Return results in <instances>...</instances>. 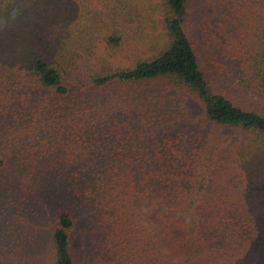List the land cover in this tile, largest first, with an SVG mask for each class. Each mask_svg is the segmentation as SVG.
Masks as SVG:
<instances>
[{
  "label": "trees",
  "instance_id": "trees-1",
  "mask_svg": "<svg viewBox=\"0 0 264 264\" xmlns=\"http://www.w3.org/2000/svg\"><path fill=\"white\" fill-rule=\"evenodd\" d=\"M237 71L264 99V0H0L1 198L56 222L0 264H264V105Z\"/></svg>",
  "mask_w": 264,
  "mask_h": 264
},
{
  "label": "rangeland",
  "instance_id": "rangeland-1",
  "mask_svg": "<svg viewBox=\"0 0 264 264\" xmlns=\"http://www.w3.org/2000/svg\"><path fill=\"white\" fill-rule=\"evenodd\" d=\"M157 1V0H155ZM128 46V45H125ZM97 54L94 56V59H99L100 57L104 56L109 58L111 61L117 62V63H124L127 61L126 53L127 50H121L118 51L117 53L111 54L108 53L106 49V45L104 43L100 44L99 47L96 49ZM211 51V50H210ZM215 52L219 55L220 58H222L225 62H230V60L224 56L219 49H215ZM98 57V58H97ZM240 71H237V77H235L232 82L235 85V91L237 93V99L244 105L248 107H257L258 105H264V99L259 98L255 94L248 92L247 90L244 89V87L237 85L239 81V73ZM187 104L189 105L191 111L193 113H200L202 111L201 105L199 102H197L195 99L192 98H187L186 99ZM0 186L3 187L4 189L11 190L13 185L9 179H5L3 176L0 175ZM8 193V192H6ZM3 193L0 190V241L2 240V237L8 232L10 234H14L15 230L18 227H26L28 228L27 230H30L29 228H32L34 225V222H41L42 226H40L41 237L45 239V236H48V228L44 229L45 223L47 221L48 226L50 225H55V217L52 212V209L49 208L48 206H44L46 209L45 212V220H41L38 216V218H35L33 215H31L33 212H35V207L33 208L28 205V203H23L22 207H18L17 203H19L18 196H15V193L13 191L9 192L6 194L4 198H9V199H4L1 198L3 196ZM13 199H15L17 202L13 203ZM12 201V203L10 202ZM21 208V210L19 209ZM25 221V222H24ZM28 224V226H27ZM24 231V230H23ZM25 233V231L23 232ZM82 238L80 234L77 236L76 242H75V247L79 250L80 254H83V249L82 247ZM39 245L42 248L44 257L42 258L43 262L47 260V247L46 244H42V242L39 241ZM27 247V246H26Z\"/></svg>",
  "mask_w": 264,
  "mask_h": 264
}]
</instances>
